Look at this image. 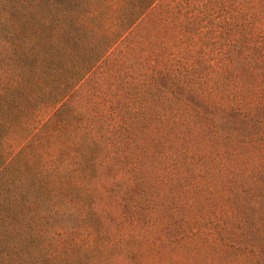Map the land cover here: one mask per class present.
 I'll return each instance as SVG.
<instances>
[{
	"label": "rangeland",
	"instance_id": "rangeland-1",
	"mask_svg": "<svg viewBox=\"0 0 264 264\" xmlns=\"http://www.w3.org/2000/svg\"><path fill=\"white\" fill-rule=\"evenodd\" d=\"M147 1L0 0V166L46 122L66 78L59 68L67 65L75 74L129 28L60 114V121L73 117L72 123H48L45 136L34 138L0 173V264H213L217 248L210 246V238L229 209L219 189L222 183L175 177L173 189L168 179L152 181L146 157L166 148L167 126L141 104L153 98H214L218 87L227 85L233 71L247 61L249 39L257 36L261 18L258 10L251 15L247 8L264 0H158L130 27ZM160 57L170 59L164 67L167 63L178 75L170 80L162 74L153 81L146 77L145 63ZM105 72L110 74L107 80ZM178 84L192 89L182 91ZM155 87L159 91L152 96ZM132 90L139 94L124 93ZM127 101L132 118L126 126L137 133V141L127 147L141 158L143 176L125 173L133 157L119 163L116 136L105 139V130L120 124L118 114ZM247 149L249 156L254 150ZM50 156L57 175L48 171ZM40 169L46 186L26 204L25 183L35 185L31 191L36 192L33 181H38ZM87 178L94 182L92 196L86 194ZM232 181L244 183L237 175ZM111 183L110 192L106 188ZM193 194L205 200L207 209L197 210L205 215L209 210L207 220L213 225L205 228L200 220L195 237L189 232L197 223L190 217L195 215L189 208ZM250 207L255 216L256 207ZM229 221L237 236L222 238L224 253L229 246L233 254L228 256L240 263L236 257L256 245L244 241L239 217ZM220 231L230 234L229 227ZM257 256L253 264H264V252Z\"/></svg>",
	"mask_w": 264,
	"mask_h": 264
},
{
	"label": "trees",
	"instance_id": "trees-1",
	"mask_svg": "<svg viewBox=\"0 0 264 264\" xmlns=\"http://www.w3.org/2000/svg\"><path fill=\"white\" fill-rule=\"evenodd\" d=\"M157 1L148 0L147 4L141 8L130 22V27L135 25ZM247 9L251 12V15L257 10L260 13V23L257 27L259 30L258 34L249 39V49L246 54L247 61L245 64L233 71L232 77L227 85L218 87L217 93H215L217 95L214 98H208L206 100L188 99L180 102L167 98L166 100L153 98L147 99V101L142 99L143 103L141 104L142 107L151 113L150 115L153 118L165 123L167 126L166 131L168 136L165 140L168 143L165 145L166 148L157 149L153 152L154 154H149L146 157V159L149 158L148 164L150 166L147 165L145 169H151L149 175H151L152 181L158 180L161 182L164 179H168L170 181L169 185L173 189L176 188L175 177H204L207 180L222 183L219 184V189L226 195L224 199L229 209L224 210L220 215L221 218H219L221 220L218 223V230L212 232L213 236L210 238V246L217 248L216 254L213 256V264H230L233 260L234 262L232 264L258 263L257 255L260 251L264 252V3L257 6L252 4ZM251 26L255 27V22H252ZM128 29L122 32V34L117 35L94 61L85 63L83 68L81 67L82 69H79L75 74L71 73L67 65L59 68L61 71L65 70L66 78L64 79L63 90L59 92L60 95L54 101L52 111L48 118H46V122L41 124L27 139V142L21 145L6 159L0 166V173L4 169L9 168L12 162H15L26 152L29 148L28 145L34 138L45 136L43 130L48 123L51 124L54 122L56 126H65L72 123L71 120L73 117L67 120H63L64 118H62L60 121V114H62V111L71 102L72 96L76 93L78 86L88 80L101 64L108 61L112 48L123 40ZM164 54L166 56L167 53ZM165 60L170 61V59H164L163 57L157 60L149 59L148 63L144 65L146 68L144 75L152 81L154 76L160 74L169 80L174 78L178 75L176 73L178 71L170 68L167 63L166 67H164ZM108 75L110 76L106 72L103 73L105 80L108 79ZM148 84L146 86L150 87ZM176 88H180L182 91L192 89L187 84H178ZM157 90L156 87L155 89H150L149 94L156 96L154 94ZM124 93L139 94L138 90H132L131 92L124 91ZM131 104L127 101L126 105H123L124 109L118 114L120 124L116 129L112 127L108 131L105 130V139L107 142L109 136H116L117 140L114 142V146L118 154L119 163L122 160H126L127 162V160L133 157L132 161L134 163L124 168L125 173L129 175V170L131 176H137L139 174L143 176L146 170L144 171L145 166L141 162V158L134 156L132 149L127 147V142L134 143L137 141L134 138L137 133L131 127L126 126L128 119L132 118L129 113L131 112L129 108ZM162 105H166V107L160 108ZM230 133L235 134V136L238 134L239 137L231 138L229 136ZM244 146H246V149L253 147V153L249 156L244 154L246 150L243 149ZM63 149L64 151L66 150L64 147ZM249 150L247 149V151ZM88 158H91V156ZM52 160L53 156H50L48 161L50 163L49 166L52 167L48 168V171H51L50 174L57 175V167L54 165L55 161ZM60 163L58 165L59 172L60 168L65 167L66 161L65 164ZM90 167L93 168L92 165H89L88 168L90 169ZM192 167L194 171H191ZM46 169L47 166L44 162L43 170L45 171ZM40 175L42 179L41 169L40 172L37 170L38 181H33L34 184H38L36 192L31 191V189H35V185L31 187L30 183H25L27 187L24 191L27 195L26 199H28L26 204H32L36 198V193L41 191V186H46L39 178ZM235 175L241 181H244V183L240 182L237 185L232 183V177L235 178ZM34 176L36 179V172ZM51 182L52 180H48L47 184L51 186ZM87 184L86 194L92 196L95 191L93 190L95 189L94 182H91V179L87 178ZM112 189L113 183L109 184L106 188L110 192ZM189 191L192 192V189H189ZM194 196H192L193 200H191L189 208L192 210L191 213L195 214L190 215V217L197 221V223L193 222V226L189 230L191 237H195V234L199 230L198 226L203 222L205 224L201 226L213 228V225L209 224L211 220H207L210 219L211 212L208 210L205 215L197 210L198 207L206 208L205 200L199 199L196 195ZM20 197L23 198L22 195ZM250 203L257 209L255 216L252 214ZM10 211L13 210L9 206ZM236 216L239 217V223L241 225L238 231L243 236L244 241L247 244L256 245L255 248H252L254 249L253 251L251 249H244L236 257L241 260L240 263H237L236 259H231L228 256L229 254H233L232 248L229 246L226 253H224L222 240L225 235L229 240L237 236V230L233 227L232 222L229 221V219L235 218ZM226 227H229L230 234L221 233L222 231L220 230ZM207 238L209 240V236ZM225 254H227L226 263H223Z\"/></svg>",
	"mask_w": 264,
	"mask_h": 264
}]
</instances>
